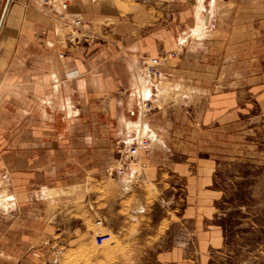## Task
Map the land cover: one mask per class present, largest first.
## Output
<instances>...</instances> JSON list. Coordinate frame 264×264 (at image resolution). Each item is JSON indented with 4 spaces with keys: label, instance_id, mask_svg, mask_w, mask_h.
<instances>
[{
    "label": "rangeland",
    "instance_id": "obj_1",
    "mask_svg": "<svg viewBox=\"0 0 264 264\" xmlns=\"http://www.w3.org/2000/svg\"><path fill=\"white\" fill-rule=\"evenodd\" d=\"M6 1L0 0V18ZM36 1L10 0L0 53L12 47L9 33H42L45 8ZM45 1L59 13L55 31L70 30L81 44L120 50L117 61L128 64L136 79L151 72L150 60L157 59L158 74L150 79L160 82L162 92L147 99L142 119L156 128L170 114L171 165L183 161V166H171L168 202L145 180L142 146L137 163L127 168L125 176L132 174V180L122 191L114 177L123 174L108 172L120 156L116 151L107 168L96 169L90 213L87 179L52 190L51 199H59L48 204L49 211L59 214L49 217L53 226L41 233L43 242L31 239L42 245L30 249L26 259H0L16 264H264V0H203L201 7L200 0ZM76 2L84 25L74 28L64 18L61 23L60 14L72 18L66 8ZM198 14L200 30L193 32ZM149 37L155 39L147 45ZM22 43L20 48L29 49L23 62L30 64L35 45ZM122 141L116 140V149ZM191 163L189 172L200 177L197 184L195 175L180 176ZM203 171L209 174L204 182ZM57 174L84 178L87 169L64 167ZM188 186L194 191L189 198ZM137 188L143 194L138 196Z\"/></svg>",
    "mask_w": 264,
    "mask_h": 264
},
{
    "label": "crops",
    "instance_id": "obj_2",
    "mask_svg": "<svg viewBox=\"0 0 264 264\" xmlns=\"http://www.w3.org/2000/svg\"><path fill=\"white\" fill-rule=\"evenodd\" d=\"M36 2L40 8H45L43 12L40 10L46 18L41 26L42 33H9L7 38L12 41V47L0 53V256L9 259L20 256L26 259L30 249L42 245H33L31 239L43 242L41 233L53 226L48 224L49 217L59 214L49 211L48 204L59 199H51L52 190L58 192L67 183L83 184L87 179L91 212L90 206L95 203L96 196L92 185L94 187L98 179L96 169L107 168L113 162L117 139L128 141L133 136L141 103L138 99L140 103L128 105L129 95L137 82L131 67L124 63L127 60L124 64L117 61L116 55L123 56L120 50L81 44L70 30L55 31L57 9L47 6L45 0ZM66 10L73 17L83 16L77 2ZM149 39L154 41L155 38L149 37L147 45H150ZM22 42L35 45L30 64L23 62L29 49L20 48ZM140 44L144 46V41ZM159 83L152 87V99L162 92ZM163 120V125L156 128L149 125V144L140 149L139 160L145 167V180L153 183L159 194L171 202V166L183 161L171 165L170 114ZM128 121L135 122L131 128ZM192 164L183 167L180 176L195 175L189 172ZM64 167L85 168L87 175L84 178L58 175V169ZM201 175L202 181L209 176L204 171ZM114 178L124 191L128 189L127 182L132 180V174L125 176L124 173ZM193 178L197 184L200 177ZM201 187L209 192L206 186ZM136 191L138 196L143 194L140 188ZM187 191V198L194 195L190 186ZM198 192L200 190L195 191V199H199ZM32 216L38 217L35 219L37 225H31ZM0 264L16 263L0 259Z\"/></svg>",
    "mask_w": 264,
    "mask_h": 264
},
{
    "label": "built area",
    "instance_id": "obj_3",
    "mask_svg": "<svg viewBox=\"0 0 264 264\" xmlns=\"http://www.w3.org/2000/svg\"><path fill=\"white\" fill-rule=\"evenodd\" d=\"M69 0H63V3L68 2ZM61 20L62 18L65 19V21L69 24H72V27H80L81 25H84L82 17H64V15L60 14ZM63 22V20H62ZM65 25V24H64ZM66 26V25H65ZM62 55V54H61ZM151 67L153 68L152 71H145L142 73L144 76L148 77L149 79L153 76H156L158 73L157 69V59L152 58L150 60ZM152 75V76H151ZM151 80V79H150ZM120 146H118L117 152L120 154L117 162L115 165L111 167V169L108 170L109 173H118V174H124L127 171L128 166L135 165L137 162V151L138 149L142 147L148 146V139L144 136L141 137L137 135V133H134L133 136L128 141H122ZM129 172V171H128Z\"/></svg>",
    "mask_w": 264,
    "mask_h": 264
},
{
    "label": "bare ground",
    "instance_id": "obj_4",
    "mask_svg": "<svg viewBox=\"0 0 264 264\" xmlns=\"http://www.w3.org/2000/svg\"><path fill=\"white\" fill-rule=\"evenodd\" d=\"M202 3H203V0H200V4H199V7L202 6ZM8 9V8H7ZM201 8H199L200 10ZM5 18V17H4ZM197 18L199 19L198 20V23L197 25H195V27L192 28L193 32H196V31H199L200 30V19H201V16L198 14L197 15ZM4 21V20H3ZM3 24V23H2ZM2 26V25H1ZM1 29V27H0ZM186 36V35H185ZM182 39V37L180 38ZM144 72V71H143ZM137 79H136V82H137V85L134 86L132 88V92L130 93L129 95V100H128V105L129 106H132V105H135V104H138L137 102L138 99H140V108H139V114H138V121L134 124V128H135V133H137V135L141 136V135H145L147 136V132L149 131L150 127L148 125L147 122H145L142 117H143V112L145 111V104H146V101L147 99H151V96L153 95V86L154 84L156 85V82H154V80H150L148 77L144 76L143 74H140V76L137 75ZM147 83V84H146ZM157 89V88H156ZM155 89V90H156ZM155 93V92H154ZM152 100V99H151ZM138 106V105H137ZM136 107V106H135ZM136 110V109H135ZM134 119V118H133ZM137 119V118H136ZM124 121V120H123ZM131 121H128V126L130 127L131 124H133ZM126 124V123H125ZM128 126H126L127 128H129ZM126 128V129H127ZM131 128V127H130ZM137 129V130H136ZM128 135V134H127ZM126 135V136H127ZM152 135V134H151ZM129 136V135H128ZM149 137V136H148ZM152 137V136H151ZM128 139V137H127ZM6 201V200H5ZM0 203H1V198H0Z\"/></svg>",
    "mask_w": 264,
    "mask_h": 264
},
{
    "label": "water",
    "instance_id": "obj_5",
    "mask_svg": "<svg viewBox=\"0 0 264 264\" xmlns=\"http://www.w3.org/2000/svg\"><path fill=\"white\" fill-rule=\"evenodd\" d=\"M9 2H10V0H7V1H6V4H5V6H4V9H3V12H2V15H1V18H0V27H1L2 23H3V20H4V17H5V14H6V12H7V8H8V6H9Z\"/></svg>",
    "mask_w": 264,
    "mask_h": 264
}]
</instances>
